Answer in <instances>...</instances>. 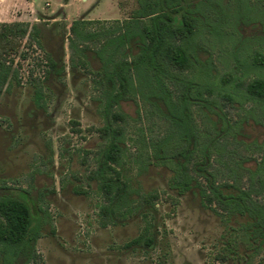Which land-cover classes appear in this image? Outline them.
<instances>
[{
	"label": "rangeland",
	"instance_id": "374dc122",
	"mask_svg": "<svg viewBox=\"0 0 264 264\" xmlns=\"http://www.w3.org/2000/svg\"><path fill=\"white\" fill-rule=\"evenodd\" d=\"M249 1L264 8V0ZM230 2L221 0L223 6ZM135 8L134 0H0V64L9 67L10 82L0 92V197L25 193L32 211L44 218L27 264H242L225 254L224 245L245 220L226 219L202 177L196 179L204 198L197 190L178 197L167 186L168 170L149 166L143 171L131 162L142 135L154 140L175 129L137 96L119 103L122 116L116 122L127 149L121 176L133 189L136 212L113 220L106 214L108 203L95 177L104 146L100 91L94 88L100 65L92 52L99 41L86 45V59L71 64L67 36L74 20H123ZM240 14L237 24L264 20L250 3H240ZM225 40L201 42L195 67L172 71L212 84V93L203 91V97L216 102L212 111L220 113L227 128L217 136L222 152L217 160L212 156L209 170L219 172V182L234 169L245 189L250 184L245 169L254 170L264 155V103L245 99L246 84L264 78V69L252 64L254 53L264 54V22L240 25ZM134 51L131 43L127 52ZM166 84L176 100L182 86ZM190 110L199 139L216 138L220 120L211 108ZM195 161L192 157L187 164L189 173ZM252 198L264 204V194ZM145 211L155 235L152 248L131 243L144 236ZM253 264H264V250Z\"/></svg>",
	"mask_w": 264,
	"mask_h": 264
},
{
	"label": "trees",
	"instance_id": "16d2710c",
	"mask_svg": "<svg viewBox=\"0 0 264 264\" xmlns=\"http://www.w3.org/2000/svg\"><path fill=\"white\" fill-rule=\"evenodd\" d=\"M134 1L136 8L128 18L113 21L77 19L71 22L67 36L71 64L76 58L86 59V45L99 41L92 52L100 65L94 88L100 91L98 102L104 121V146L95 177L108 203L106 214L113 220L136 212L130 198L133 189L121 176L124 170L122 157L127 149L123 132L116 122L122 116L119 103L137 96L142 103L159 111L160 117L175 129H168L161 138L154 140L142 135L135 145L136 153L130 156L131 162L143 171L149 166L168 170L171 177L167 186L178 197L197 190L195 193L204 198L206 192L196 179L202 177L211 197L225 209V218L239 216L245 220L229 232L224 245L225 254L242 264H253L254 258L264 250V204L252 198L264 194V155L254 170L245 169L250 183L247 188L240 186L232 168L231 174L226 175L229 179L218 182L219 172L209 168L212 156L216 159L222 152L217 136L224 134L227 125L220 113L212 111L216 102L203 97V91L212 93V84L206 80L187 79L173 72L172 68L185 71L195 67L197 59L194 55L202 49L201 42L213 45L210 41L220 40L224 43L238 26L264 22L262 17L237 24L235 21L241 16L240 3L255 5L263 16L264 8L249 0H231V6H223L221 0ZM202 7L209 9L207 14ZM14 26L20 27L18 24ZM3 28L7 33L12 32L10 26L4 25ZM19 34L23 36L25 30ZM131 43L134 44V53L127 52ZM252 62L254 68L264 69V54L254 53ZM8 78L9 67L0 64V92L2 86H10ZM167 82L182 86L176 100L172 99ZM35 89L38 96V89ZM245 99L264 103V78H255L246 84ZM191 106L207 111L211 108L210 112L219 118L216 124L219 126L214 129L216 138L199 139L201 134L192 121ZM192 157L196 161L192 173H189L186 166ZM238 167L242 168L241 164ZM148 214L149 211L143 214L144 236L131 243L152 248L155 235ZM0 217V264L29 263L35 254L36 241L42 235L43 216L32 211L23 193L0 197Z\"/></svg>",
	"mask_w": 264,
	"mask_h": 264
},
{
	"label": "crops",
	"instance_id": "0c3cea01",
	"mask_svg": "<svg viewBox=\"0 0 264 264\" xmlns=\"http://www.w3.org/2000/svg\"><path fill=\"white\" fill-rule=\"evenodd\" d=\"M86 1V0H85Z\"/></svg>",
	"mask_w": 264,
	"mask_h": 264
}]
</instances>
